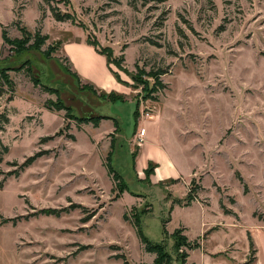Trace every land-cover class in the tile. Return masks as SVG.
I'll return each instance as SVG.
<instances>
[{
    "label": "rangeland",
    "instance_id": "obj_1",
    "mask_svg": "<svg viewBox=\"0 0 264 264\" xmlns=\"http://www.w3.org/2000/svg\"><path fill=\"white\" fill-rule=\"evenodd\" d=\"M50 6L71 19L56 21ZM0 24L10 38L21 36L18 25L47 34L41 50L68 37L92 43L118 75L111 71L120 92H104L124 95L103 101L82 90L60 47L49 57L14 53L0 25V67L13 83L0 98L9 118L0 131L8 148L0 264L150 263L155 254L144 251L136 217L171 264L182 263L170 236L177 227L200 244L182 248L185 264H264L256 234L264 230V0H0ZM155 70L164 71L163 87L151 93L147 73ZM49 88L72 115L54 108ZM98 113L117 118L120 130L111 119L97 127L76 119ZM143 126L180 176L161 182L167 167L155 162L146 179L142 154L135 158ZM111 141L123 192L104 163ZM188 194L193 200L182 206Z\"/></svg>",
    "mask_w": 264,
    "mask_h": 264
},
{
    "label": "trees",
    "instance_id": "obj_2",
    "mask_svg": "<svg viewBox=\"0 0 264 264\" xmlns=\"http://www.w3.org/2000/svg\"><path fill=\"white\" fill-rule=\"evenodd\" d=\"M47 3H49V0H44ZM50 12L52 14V17L56 20V21H65V20H70L71 16L68 13H61L57 8L50 6ZM1 25V24H0ZM2 29H1V40L2 43L8 44L10 46V48L14 51V53L18 54L24 51H29V50H36V51H41L43 54H45L47 57L50 56L51 52H53L54 49H57L58 47H60V41H57L56 44H49L47 46L46 49L41 50V47L45 44L46 40L48 39V35L47 34H42L40 32V30H35L34 32H31L30 30L27 29V27L25 25H18V30L21 33L20 37H14V38H10L7 36L6 34V28L5 26L1 25ZM88 44L92 45L96 51H98L99 53H101L95 45H93L92 43L86 41ZM102 55H105L104 53H101ZM64 59L66 60V62H68L67 57H64ZM107 60V59H106ZM108 63V67L111 70L110 67V61L107 60ZM119 65V64H118ZM118 65H116L118 68H120ZM10 69L8 67H0V98L2 97V95L7 91H10L12 89V79L10 78L8 71ZM65 72L68 73L71 77L74 78V80H76V82L80 85V88L84 91H88L91 94H93L94 96H96L98 99L103 100V101H114V100H121L122 97H124L123 94H117L115 93H105L104 91L100 90L99 88H97L95 85H93L92 83H88V82H84L82 83L80 80V77L77 75L76 72L72 71L68 64L65 67ZM112 73L116 76H118L116 74V72L112 71ZM162 73H164V71L162 70H155V71H149L147 73V75L149 77L152 78L153 83L152 86L150 88V92L154 93L156 91H158V89L163 87V83L161 82V80L159 79V75H161ZM50 91H52L53 93H55L57 95V99H58V104L56 105V107H54L57 110H61V109H65V111L67 112L68 115H72L70 107L67 105H64L62 102H60L58 94H57V90L55 88H49ZM136 112V110H135ZM134 112V115H135ZM111 119L113 121V127H114V133H117L120 130V125H119V121L117 118L115 117H111V116H107V115H101V114H96V115H87V116H83V117H78L76 118L78 120V122L80 123H92V125L94 127H97L100 123L101 119ZM8 115L6 113L5 110H2L0 112V131L3 130L5 124L8 122ZM113 135V134H112ZM110 148L111 150L107 153L106 159H105V167L107 169V172L112 176V179L115 183L120 185L121 188V192H123L126 187H128L127 184H125L122 174L118 172V170L115 169L114 167V159L113 157V141H111L110 144ZM8 150L7 146L5 144H3V142L1 141L0 138V161L2 160V155L4 153H6ZM135 157V156H134ZM133 158V157H132ZM31 159H33V156L30 157L28 159V161H30ZM112 159V162H111ZM134 159V158H133ZM29 162H25L23 164V166H26ZM133 167H134V161H133ZM156 167V163L153 161H148L147 167L144 169V174L146 179L149 178L150 173L153 172L154 168ZM193 200L191 194H188L186 199H185V203L182 206H188L190 205V202ZM225 213H228L225 211ZM125 218V216H124ZM167 220H163L162 224H163V234L166 236L168 234V231L165 228V224L167 223ZM140 218L136 217L135 220L133 221V226L135 227V231L137 234V237L140 241V243L143 245V249L145 252L148 253H153L155 254L152 262L150 263H146V264H171L172 262V256L171 254L166 251L165 249V245L163 242H153L150 239H148L141 231L140 226ZM184 228L183 227H177L174 229V231L170 234V236L174 239V243H173V248L176 251H181V264H185L186 263V258L188 256L187 252H184L182 250V248H187V249H196L200 247V244L197 241H190L187 236L183 233ZM248 237V245H249V250H250V257H249V261H251L254 258V255L256 253V249L253 248V242L252 239L250 237V235H247ZM125 264H127L126 261H124ZM190 264H194V263H190Z\"/></svg>",
    "mask_w": 264,
    "mask_h": 264
},
{
    "label": "crops",
    "instance_id": "obj_3",
    "mask_svg": "<svg viewBox=\"0 0 264 264\" xmlns=\"http://www.w3.org/2000/svg\"><path fill=\"white\" fill-rule=\"evenodd\" d=\"M56 41L61 42V54H63L64 57H67L71 70L77 73L81 81L92 83L103 91L113 90L120 92V84L114 80L105 56L96 51V49L92 45L88 44L86 40L81 37H78L77 39H70L68 37V39ZM141 154L143 157L141 166L142 169L146 168L148 161L161 162L167 167V170L160 174V177L162 178L161 182L181 175L177 172L175 167L177 164L175 163L171 153L164 146V144L160 142L159 138L155 137L154 131L152 130L148 133L146 127L145 138L141 143L135 158H139ZM155 170L158 172L159 169L156 168ZM138 172L143 173L141 169H138ZM256 234L257 236L264 237V230H258ZM254 240H256L255 237ZM255 242L257 245V240ZM257 247V259L259 260L261 248L259 246Z\"/></svg>",
    "mask_w": 264,
    "mask_h": 264
},
{
    "label": "built area",
    "instance_id": "obj_4",
    "mask_svg": "<svg viewBox=\"0 0 264 264\" xmlns=\"http://www.w3.org/2000/svg\"><path fill=\"white\" fill-rule=\"evenodd\" d=\"M145 137V127H141L137 130V132L135 133V138L137 140V144L141 145V143L143 142Z\"/></svg>",
    "mask_w": 264,
    "mask_h": 264
}]
</instances>
